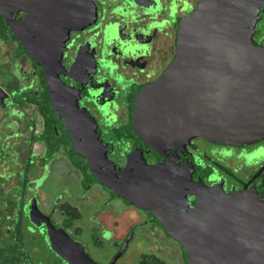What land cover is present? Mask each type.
Wrapping results in <instances>:
<instances>
[{"label": "flooded vegetation", "instance_id": "af4514ba", "mask_svg": "<svg viewBox=\"0 0 264 264\" xmlns=\"http://www.w3.org/2000/svg\"><path fill=\"white\" fill-rule=\"evenodd\" d=\"M245 1L256 8L252 42L264 47V0ZM235 10L236 0H0V225L23 206L33 230L19 246L2 228L0 248L18 245L30 256L21 264H74L79 249L94 264H189L163 215L178 221L206 190L264 203V138L195 137L157 151L135 133L138 95L180 41L216 24L217 40L231 42L222 24ZM156 184L162 208L150 204ZM47 221L67 236H49Z\"/></svg>", "mask_w": 264, "mask_h": 264}, {"label": "water", "instance_id": "95a60500", "mask_svg": "<svg viewBox=\"0 0 264 264\" xmlns=\"http://www.w3.org/2000/svg\"><path fill=\"white\" fill-rule=\"evenodd\" d=\"M205 10L195 18L196 25L207 18ZM235 12L231 17L236 24H222L234 41L219 42L216 24L198 29L195 36L180 41L163 76L140 91L135 133L144 145L164 151L184 148L195 137L233 145L264 138V47L251 39L256 8L236 0ZM153 187L148 192L157 194L156 204H150L167 206V194L159 185ZM204 195L195 209L178 215V221L162 216L165 230L187 253L189 264H264L260 197L207 190ZM46 225L49 236H67L49 221ZM76 252L74 264H94L83 251Z\"/></svg>", "mask_w": 264, "mask_h": 264}, {"label": "trees", "instance_id": "16d2710c", "mask_svg": "<svg viewBox=\"0 0 264 264\" xmlns=\"http://www.w3.org/2000/svg\"><path fill=\"white\" fill-rule=\"evenodd\" d=\"M25 194L24 193H19L17 196L18 199L15 201H19L20 203L21 198H23ZM14 201V202H15ZM24 209L26 211V207L23 208V206L14 209V216L16 217V221L13 224H8V225H0V231L2 232V228H11L13 237H15V241L19 242V246L22 243L23 236L26 232H32V228L29 226H26L24 222ZM18 245L14 244H5L0 248V264H21L22 257H29L28 254H24L21 252V248ZM27 256V257H26Z\"/></svg>", "mask_w": 264, "mask_h": 264}, {"label": "rangeland", "instance_id": "374dc122", "mask_svg": "<svg viewBox=\"0 0 264 264\" xmlns=\"http://www.w3.org/2000/svg\"><path fill=\"white\" fill-rule=\"evenodd\" d=\"M2 110L0 109V121L2 120ZM14 115H16V114H14ZM17 116V115H16ZM18 117H20V116H18ZM44 178L45 177H43L40 181H38L37 183H41L43 180H44ZM127 219V217L125 216V214L124 215H122V216H119V220H126ZM123 222V221H122ZM86 227H89V230H87L86 229ZM81 229L83 230V233L84 234H86V231H87V233H88V231H89V234H90V232H94V233H96L97 234V232H98V229L97 228H91L89 225H85V228L84 227H81ZM95 236V235H94ZM174 246H176V244H173ZM137 258V257H136ZM35 261L37 262L36 264H41V260H39L38 259V261L35 259ZM134 264V263H133Z\"/></svg>", "mask_w": 264, "mask_h": 264}]
</instances>
